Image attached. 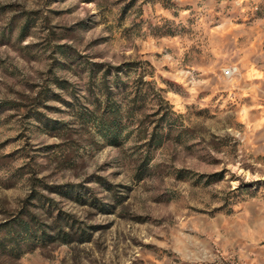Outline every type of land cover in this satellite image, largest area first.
Segmentation results:
<instances>
[{
  "label": "rangeland",
  "instance_id": "rangeland-1",
  "mask_svg": "<svg viewBox=\"0 0 264 264\" xmlns=\"http://www.w3.org/2000/svg\"><path fill=\"white\" fill-rule=\"evenodd\" d=\"M0 264H264V0H0Z\"/></svg>",
  "mask_w": 264,
  "mask_h": 264
},
{
  "label": "trees",
  "instance_id": "trees-1",
  "mask_svg": "<svg viewBox=\"0 0 264 264\" xmlns=\"http://www.w3.org/2000/svg\"><path fill=\"white\" fill-rule=\"evenodd\" d=\"M18 225H19V229L21 232H18L16 234H13V233L9 234L10 240L14 244L16 245L23 244V243L28 244L29 242L31 243L32 241H35L34 237H39L38 234L37 235L33 234L31 227L28 224L24 223L23 221H19ZM31 237L33 238V240ZM42 238H44V236ZM26 239H29V240H26Z\"/></svg>",
  "mask_w": 264,
  "mask_h": 264
},
{
  "label": "built area",
  "instance_id": "built-area-1",
  "mask_svg": "<svg viewBox=\"0 0 264 264\" xmlns=\"http://www.w3.org/2000/svg\"><path fill=\"white\" fill-rule=\"evenodd\" d=\"M230 73V72H229Z\"/></svg>",
  "mask_w": 264,
  "mask_h": 264
}]
</instances>
